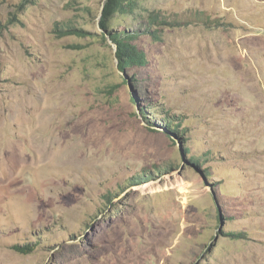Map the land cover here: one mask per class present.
<instances>
[{
  "label": "rangeland",
  "instance_id": "rangeland-1",
  "mask_svg": "<svg viewBox=\"0 0 264 264\" xmlns=\"http://www.w3.org/2000/svg\"><path fill=\"white\" fill-rule=\"evenodd\" d=\"M104 1L0 0V264H264V0H138L125 69Z\"/></svg>",
  "mask_w": 264,
  "mask_h": 264
},
{
  "label": "trees",
  "instance_id": "trees-1",
  "mask_svg": "<svg viewBox=\"0 0 264 264\" xmlns=\"http://www.w3.org/2000/svg\"><path fill=\"white\" fill-rule=\"evenodd\" d=\"M138 0H105L101 15L98 21V26L103 28L108 34L109 39L115 43V55L119 59L120 68L125 69L128 65L136 63L142 58V52L135 45V40L138 38V32L128 29H119L123 23L120 14L127 13L129 9L134 8ZM154 17L151 16V21L155 23ZM117 22V23H116ZM115 26V30L111 29ZM82 29L69 27L64 29L66 35H81ZM145 32H152L148 29ZM172 128V127H171ZM178 132V129H175ZM15 248L22 253L33 252L34 249L30 245H24V249L20 245H15Z\"/></svg>",
  "mask_w": 264,
  "mask_h": 264
}]
</instances>
